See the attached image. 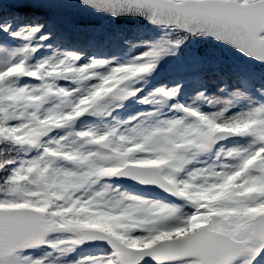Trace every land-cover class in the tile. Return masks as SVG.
<instances>
[{"label":"snow or ice","instance_id":"1","mask_svg":"<svg viewBox=\"0 0 264 264\" xmlns=\"http://www.w3.org/2000/svg\"><path fill=\"white\" fill-rule=\"evenodd\" d=\"M0 264H264V0H0Z\"/></svg>","mask_w":264,"mask_h":264}]
</instances>
